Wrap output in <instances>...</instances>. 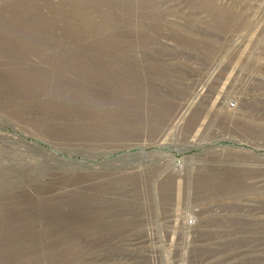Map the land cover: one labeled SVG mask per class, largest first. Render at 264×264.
Instances as JSON below:
<instances>
[{
    "label": "rangeland",
    "instance_id": "rangeland-1",
    "mask_svg": "<svg viewBox=\"0 0 264 264\" xmlns=\"http://www.w3.org/2000/svg\"><path fill=\"white\" fill-rule=\"evenodd\" d=\"M0 264H264V0H0Z\"/></svg>",
    "mask_w": 264,
    "mask_h": 264
},
{
    "label": "trees",
    "instance_id": "trees-1",
    "mask_svg": "<svg viewBox=\"0 0 264 264\" xmlns=\"http://www.w3.org/2000/svg\"><path fill=\"white\" fill-rule=\"evenodd\" d=\"M1 179H2V181L0 180V198L5 196V191L8 190V189L5 188L6 181L2 177H1Z\"/></svg>",
    "mask_w": 264,
    "mask_h": 264
}]
</instances>
